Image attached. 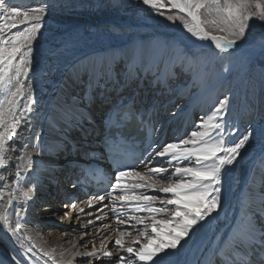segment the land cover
<instances>
[{
    "label": "snow or ice",
    "instance_id": "snow-or-ice-1",
    "mask_svg": "<svg viewBox=\"0 0 264 264\" xmlns=\"http://www.w3.org/2000/svg\"><path fill=\"white\" fill-rule=\"evenodd\" d=\"M143 4L149 5L161 15L170 9L185 14L169 15L167 18L181 20L184 28L193 37L210 41L216 49L224 53L233 49L237 42L245 37L250 21L264 22V0H143ZM44 14V6L25 7L12 4L9 0H0V93H6L4 99L0 100V169L7 170L14 159L22 161L21 164L15 165L16 187L7 193L0 191V224L13 234L23 225L17 219L15 227H11L10 211H14L17 217L25 211L23 207H16L19 198L15 193L20 188V168L23 166L25 173H28L33 167V159L31 154H26L27 158L24 160L8 153L27 147L22 142L18 146L17 140L21 135L18 129L23 119L19 109L20 98L24 96V83L20 78L27 76L31 70L28 65L31 62L32 45L41 30ZM27 100L23 109L31 113L30 94ZM228 103L227 97L219 100L210 114L201 118L196 125L198 130L191 131L186 139L163 145L162 150L155 152L157 157H170V163L188 162L194 158L195 166L175 167L168 182L160 178L168 172L165 168H146L145 172L126 168L115 172V182L110 184L111 192L107 195L111 197V212L115 214L118 226L115 245L119 251L126 253V256L116 255L117 264H157L162 256L168 255V250L178 249L194 228L219 207L222 171L226 170V166L237 162L241 149L252 135L251 132L243 134L235 142L225 139L226 125L221 120ZM30 128V123L25 121V131ZM237 131L236 128L230 129L232 133ZM7 178L0 176V181H6ZM128 178L132 179L128 181ZM3 187L8 188L9 185L5 183ZM148 189L164 194L165 198L159 195H145L144 191ZM31 191L32 188H29L21 193L25 204L32 200ZM116 192L122 194L114 195ZM168 194L170 198H167ZM104 200V195L92 196L87 205L92 207L94 203ZM72 207L75 208V204ZM79 211L83 212V209ZM141 212L149 214L150 219L135 214L129 215ZM124 216L127 219L121 218ZM88 223L93 222L89 220ZM120 226H125V230L121 231ZM128 229L135 230V236L126 244L125 237L133 235ZM104 247L102 242L101 249ZM241 248L247 250L246 264H251V253L264 251V232L257 235V230L251 228L246 234L233 237L232 252L225 253L221 264H229L231 255ZM101 249L76 251L70 253V258L67 259L63 253L57 259L52 251H44L43 255L49 258L51 264H74L78 257L88 258V264H93L92 258L99 259L97 254ZM26 251L31 252L32 249ZM102 255L112 258L114 254L103 251ZM45 264H48V261H45Z\"/></svg>",
    "mask_w": 264,
    "mask_h": 264
},
{
    "label": "rangeland",
    "instance_id": "rangeland-1",
    "mask_svg": "<svg viewBox=\"0 0 264 264\" xmlns=\"http://www.w3.org/2000/svg\"><path fill=\"white\" fill-rule=\"evenodd\" d=\"M9 2L12 4L18 5V6H25V7L27 5H31V6L36 5V6L45 7V14H44V18L42 21V27H41L40 32L37 35L36 40L33 41V45H32L33 51L30 57L31 62L29 64V65H34L33 62L35 63V60L38 58L39 66L36 65L37 67L35 68L36 70L32 72L33 74L30 73L26 77L24 76L22 78V82L24 83V89H25V87H27V85L33 81V77L35 76L41 79V82H42V79H43L42 74L45 71L43 68L46 62V57H44L45 59L42 60V57L44 54H46L47 56H51L52 58L54 57L57 58V56L60 55L59 53L64 50L66 44L70 43L71 40L74 39V37H77L79 31H81L82 33L80 36L78 35V38H85L89 35V32L92 31V27H89V26H87L84 29L83 24L73 25L69 27L68 21L65 20V18H68V16H76V13L81 12V11H84V12L96 11L97 7L96 5H92L91 7V5L84 4L85 0H77L74 2L65 1V0H9ZM109 3L110 1L108 0L103 1V5L105 7H108ZM58 7H66L67 9L65 12L67 13L56 14L57 13L56 9ZM118 9L119 10H117V12H114V14L120 15L122 19L121 21H114V22L109 21L106 23H102L101 26L99 25L98 27L101 28V31L103 33H108L109 31H120L121 29L124 32L128 31V34H129L128 38H126L122 42V46L117 45L119 47H105L102 49L101 48L100 49L89 48V50L83 53L82 56L76 59L71 65H69L68 68L64 70L63 73L60 74V76L58 77L59 79H57V81L53 85L54 91L50 94L49 98L46 101V104L44 107L45 109L43 108L42 109L43 111L42 110L39 111L40 113L38 112L36 115L37 120L34 122V124L35 123L39 124V126L37 125L38 130L36 131L37 126H35L34 124L31 126L34 129V132L36 131V134L37 135L39 134V136L41 137L40 139L44 143H45V140L48 138L49 139L51 138L50 139L51 143L49 142L48 144H46L44 148L41 149L40 151L34 150L33 147L31 148V145H32L31 137L33 136L32 134H30V136H28L26 142L24 143L27 145V147L21 150L20 152V155L25 156L26 158H27L26 154H31L32 159H33V165H34L32 169L35 168L36 162H38V165L41 167V163L39 162L41 159H42L41 160L42 162L45 161V164L42 165V167L47 166L46 162H49L47 160L48 156L46 157L45 155H49V152L50 151L52 152L53 151L52 149L55 148L53 146V142H54L53 140H56L55 136H57V138L60 137V134H58L56 131L57 129H54L55 127L54 128L52 127L56 124L55 121H57L58 118L60 117L61 118L67 117L66 114L69 111H71V109L72 110L75 109L73 107H76V108L79 107V109L87 108L86 106H88V102L86 100H83L85 98V95L83 96V99H81L82 98L81 94L86 92L88 86H92V85L90 84L88 85L87 81L84 83L86 79L85 75L87 76V79L88 78L97 79L99 76H102V78L99 79L100 81L107 78V76L109 77L110 75H112L115 81V80H121L122 77L124 78L127 74H135V71L139 72V65L138 63H136L137 61L135 62V64H132L131 66H127L126 64L123 63L124 62L123 53L126 51L125 48L128 47L127 43H129V40L134 39V38L136 40H143V39L149 40L153 37H155L156 39L160 37L159 35L160 33H162V31H165L168 29L173 30L174 24L182 23L181 20L179 19L169 20L167 18L169 15H173V16L185 15L183 13H179L178 10H175V9L166 10L164 11V14L161 15L160 13L151 9L149 5H144L143 0H130L124 5L119 6ZM56 25L57 26L61 25L63 29H61V27L60 28L58 27V28H55L56 32L51 31V29H54L53 27ZM22 28L23 26H21V29ZM143 30H149L153 32L156 31V33L154 32L152 35L144 36L145 34L141 32ZM44 34H47L46 39L42 37ZM148 34H151V33H148ZM186 34H189V33H186ZM255 35H258V36L255 38V40H252V38ZM186 36H183L182 38H179L176 35L169 36V37L174 38V40H180L179 42L182 43V45L184 44L182 47L183 54L186 56L187 55L186 53H189L190 57L193 56V58H190V60L192 59L193 60L191 61L190 66L184 68V70L186 71L185 74L183 73L178 74L180 78H177L176 76L173 77L174 79L172 81L173 84L171 83L170 86L167 88L166 96L162 97V100H165L166 98L169 97L167 101H170V103L173 105L174 113H172V115L169 116L168 119H162V118L160 119L159 134L161 136L166 131L167 132L169 131L167 143L177 142L179 139L188 138L191 131L198 130L196 128V125L199 123L201 118L206 117L208 114H210L213 107L218 105V101L223 100L225 97H227L230 94V92H232L235 95L230 103V107H229L230 110L228 109L229 112H232V113H230L231 114L230 117L227 116V113H224L221 122L225 121V125H226V128H225L226 138L225 139L228 140L229 142L236 141L242 135V126H241L243 122L242 120L246 121V120L253 119V121H255L264 116V105H261L262 107L260 106V108L257 111L254 108L253 109L254 111L252 110L248 114L247 119L243 118L240 114V112L244 111L243 109L245 108V104H246L245 102L246 101L252 102V99L256 96V92L253 90H250V86L252 85L251 81L255 80L257 76L259 77L260 75H264V22L250 21V27L246 30L245 37L241 39L245 41L244 43H240L241 47L238 49H229V51L226 53L223 52V53L216 54V55H214L215 53L210 52L211 43L209 41L197 40L196 37H193L192 35L187 36V37ZM179 47L181 49V46ZM184 49H186L187 52H185ZM106 52L107 53L111 52V54H108V55L109 56L112 55L111 60H114L115 64H112L107 71H104L103 69L102 70L100 69L102 67L99 61H100V56L107 54ZM180 53L181 52H177L178 55L177 54L174 55L175 57L173 58V61H175V59L177 60L179 59L181 55ZM208 55L211 58L212 57L217 58V60L216 59L214 60V63H211L212 71L217 68L218 63L226 59L228 56H232V59H234V62L231 64L232 66L230 65V69L228 70L229 74H226L222 78V80L218 82V84L214 83V85L211 88L209 87L210 90H208L209 88H207L208 91L206 90L207 93L205 91V96L201 98V100L197 99L198 101L196 100L195 105L190 107L189 96H195L196 94L200 93L198 90H200L201 81H203L201 78L203 77V74L199 70L196 71L197 69L196 64L201 63L202 59L206 60V57ZM178 62L179 60L177 61V63ZM155 64H153L154 67H155ZM206 64L209 65L210 62L209 64L208 62H206ZM88 66L92 68L93 70L87 69L89 68ZM175 66L176 67L173 69L174 71L177 69H182L178 66V64H176ZM85 67L86 69L84 73L86 74L83 73V69ZM168 67L169 69H171L170 66ZM52 71L56 72V67H54ZM73 75H76V76L72 78ZM151 75H149V77H151ZM262 82L264 83V81ZM262 82H260V84H263ZM79 87L81 88V90L78 92ZM221 87L223 89L226 88V91L221 90ZM179 94H181L182 96ZM3 95L4 93H0V100L4 99ZM227 98L229 99V96ZM20 99L21 101L24 100L23 96ZM180 109L182 111H185V110H190V111L180 115L179 113H176V110L178 112L179 111L181 112ZM48 110L50 111L53 110L52 112L53 114L56 115L57 120L50 119L49 113H47ZM238 115L240 117H238ZM262 127H264V125ZM262 127L260 128V130H262L261 132L259 130L258 133H254L253 135H251L249 141L245 145V147H248V150L245 152L244 155L241 154V156L237 158V162L235 163L236 167L234 168V165L226 166V170L228 169V167L237 169L236 170L237 172L235 173H237L239 177H236L235 180L240 186L242 184H243L242 186H244L241 192L238 193V199L234 203L232 202L233 207L236 208V210L234 208L232 210L233 211L239 210L241 212V208H243V211L248 213L249 216L251 217H253L256 210H258L261 207H264V186L261 184V182L260 184L258 183L259 179L262 176L261 162L262 164L264 162V128L262 129ZM231 128H236L238 129V131L232 133L230 132ZM244 134H246V131H244ZM62 136H66L65 138L71 137L69 136V134L68 136L67 135H62ZM227 136H230V138H227ZM49 145H52L51 146L52 148L46 149V147H48ZM256 147H257V151H256L255 156L253 154L254 157L252 156L253 158L249 160L248 164H246L245 162L246 158L253 153L254 151L253 149H255ZM159 150H162V146L160 147ZM258 156L262 158L261 161L259 160ZM165 159L166 158H162V157L156 158L155 163L157 161L159 162L156 164L152 163L151 164L152 166L150 165V168H155L157 166L163 165L162 161ZM185 166H195L194 158L191 160L190 165L188 163H184L183 161H180L179 163L175 162L170 172L171 173L174 172L175 167H185ZM47 167L49 170L54 168L53 164ZM32 169L28 173H25L24 181L22 182V185L20 186L21 188H19L20 193H22L23 191H27L29 188H32V190L34 189V187H32L29 184L30 183L29 176L31 175ZM145 171L146 170H144L143 172ZM248 172L250 175L245 176ZM171 173L170 175H167L164 178L165 182H168V179L171 178ZM228 176H230V171H222L221 184L219 186L220 192L221 190L226 191L228 187V183H229ZM175 178L179 179L180 177H175ZM183 179H188V177H183ZM247 185H249V189L252 191L251 194L249 193L250 191L249 192L246 191ZM230 189L232 190L231 187ZM144 194L149 195V196L159 195L161 196V198H165L164 194L157 193L155 190L149 191V192L145 190ZM21 198L22 196H20L18 200L21 201ZM167 198H170V194H168ZM247 200L253 201V202H251V205L248 203V205L244 207L242 202L246 203ZM19 201H17L18 204H19ZM51 202L53 204L52 205L50 204L47 207V209L50 210L49 212L50 214L49 213L46 214L44 212L40 214L38 213V211L37 212L35 211L36 212L35 214H31V216L28 217V221H26V224L28 227L30 225L29 228H31L30 230L33 231V233L37 234L36 240L47 244L46 245L47 251H52L57 259L61 257V253H63L65 257V252H69V255L65 257L67 259V258H70V253H73L76 251L84 252V251H93L94 249H101L102 242L105 245V247L101 249V252L97 254L99 259L92 258L93 264H117V260H116L117 254L126 256V253L119 251L117 246L115 245V237L117 234L116 229L118 226L116 222V217L113 215V213L108 214L104 218V220H102V219H97V217H100L99 213H101L99 207L86 208L85 206H83V203H81L75 208H73L72 205L68 203H65L63 205L62 202H58L57 200H55L54 202L53 201ZM157 206H159V202H157ZM168 207L171 208L174 206H168ZM84 208H86L87 211ZM79 209H83V212H80ZM217 212H219L218 208L212 214L217 213ZM65 213H67V215H65ZM42 214H46V215H42ZM132 214L140 215L144 217L145 219H150L149 214L147 213H143V212L129 213V215H132ZM15 217L19 219L22 224H24L25 222L24 216L21 215L20 217H17L15 215ZM121 218L127 219L126 216L121 217ZM157 218L159 219V218H166V217H157ZM250 219L252 218H249V220ZM89 220H91L93 223L89 224L88 223ZM263 221H264V213L262 216L260 215V216H257L256 218L254 217L253 219V222L256 223V224L253 223L254 228L257 230L258 235L261 232H264V222ZM232 222H234V218L232 219ZM239 223H242V222H239ZM246 225L248 226V228H251L249 224H246ZM198 226L202 230L204 226V221H201ZM21 229L24 230V226ZM109 229H110V232H109ZM120 230L121 231L125 230V226H120ZM128 230L132 231L133 235L132 237H125L126 244L128 243L129 239L134 238L135 236V230L133 229H128ZM113 231H115L116 233L112 235V233H114ZM188 238H191V237L189 236ZM29 239H30V242L33 243V245L36 246V243L38 244L36 240H33L30 237ZM185 241H186V238L181 243L183 244ZM189 242L190 240H187V243L183 245L187 246ZM186 246H178L179 248L176 250H168L167 258L166 256L165 257L162 256L161 257L162 259H160L159 261H163V264H168L172 262V256L175 258L178 257V259L182 258L185 255V253L182 255L181 250L184 251L186 249ZM103 251L112 252L114 255L112 258L104 257L102 255ZM38 252H40V250ZM40 253L43 255V252H40ZM4 261L8 262L7 258L0 254V264H4ZM74 264H88V258L78 257L74 260Z\"/></svg>",
    "mask_w": 264,
    "mask_h": 264
},
{
    "label": "bare ground",
    "instance_id": "bare-ground-1",
    "mask_svg": "<svg viewBox=\"0 0 264 264\" xmlns=\"http://www.w3.org/2000/svg\"><path fill=\"white\" fill-rule=\"evenodd\" d=\"M65 1L74 2L77 0H65ZM103 1L104 0H85L84 4L91 5V7H92V5H96L97 10L92 11V12L81 11V12H77L76 16H68V18H65V20L68 21L69 27L73 26V25H82V24L84 26V29L87 26L92 27V31L89 32V35L87 37L78 38V35L80 36L82 33L81 31H79L77 37H74V39L71 40L70 43L66 44L64 50L59 53L60 55H58L57 58H55V57L52 58L51 56H47L46 54L43 55L42 60L45 59L44 57H46V62H45V66L43 68L45 71L42 74V78H43L42 82H41V79H39L38 77L35 76V77H33V81L31 83H29L27 85V87H25V89H24V96H23L24 100L21 101V105H20V109H19L20 115L23 116V119L21 120V127L18 129V132L21 134L17 138L18 146H19L20 142H22L24 144L26 142L28 136H30V134H32V136H33V137H31V139H32L31 148L33 147L34 150L40 151L41 149L44 148V146L46 144H48L50 142L51 138L46 139L45 143L40 139L41 137L39 136V134L38 135L36 134V131L38 130L39 124H36V123L34 124V122L37 120L36 119L37 113L45 107L47 99L49 98L50 94L54 91L53 85L55 84L57 79H59L58 77L60 76V74L63 73L64 70L69 67V65H71L76 59H78L80 56H82L83 53H85L87 50H89V48H93V49H100L101 48L102 49L105 47H119L117 45L122 46V42L126 38H128V35H129L128 31L124 32L121 28H120L121 29L120 31H109L108 33H103L101 31V28H99L98 26L99 25L101 26L102 23H106L109 21H111V22L121 21L122 20L121 16L115 15L114 12H117V10H119L118 9L119 6L124 5L125 3H127L130 0H108V1H110L108 7H105L103 5ZM64 4H63V6H64ZM33 6H36V5H33ZM26 7H31V5H27ZM66 9H67L66 7H58L56 9V11H57L56 14L67 13V12H65ZM58 27L59 28L61 27V29H63V27L61 25H58V26L56 25L53 27L54 29H51V31L56 32L55 28H58ZM170 30L171 29L165 30L166 32L162 31V33H160V35H159L160 37H158L156 39H155V37H153L149 40H144V39L143 40H136L135 38L129 40V43H127L128 47L125 46L126 51L125 52L123 51L124 53L122 52L124 54V56H123L124 62L123 63L126 64L127 66H131L132 64H135V62L137 61L136 63H138V65H139V72L135 71V74H127L124 78L122 77L121 80H115V81H114L112 75H110L109 77L107 76V78H105L101 81L99 79L102 78V76H99L97 79H89V78H88L89 80L85 79L88 82L87 83L88 85L89 84L92 85V86H88L86 92L81 94L82 95L81 99H83V96L85 95V98L83 100H86L88 102V106H86L87 107L86 109H79V107H77V108L73 107L75 109L74 110L71 109V111H69L66 114L67 117H64V118L60 117V118H58V120H57L56 115L53 114V112H52L53 110L47 111V113H49L51 120L52 119L57 120V121H55V123L56 122L57 123L52 127L53 128L55 127L54 129H57L56 130L57 133L60 134V137L57 138V136H55L56 140H53L54 142L52 141L53 146L55 147L54 149H52L53 151L52 152L50 151L51 153L49 152V155H45L46 157L48 156L47 160L49 161V162H46L47 166H51L52 164L57 163V159L59 160L58 153H59L61 147H63L64 143L66 142V138H65L66 136H62V135L66 134L67 129L71 130V132L69 134L72 133L74 135L73 131L75 132V130L78 127H80L81 122H83L85 120L84 115H88L89 119L95 118V121L101 122V120L104 118V115H105L107 108L108 109L111 108L109 110H113L114 108L120 107L124 102H128V100H131V99L137 100L142 105V108L139 109V111L141 110L140 112H144V113H148V114H150L152 111L154 112L155 115H153V122H152L154 124L156 123V119H158V118L168 119L169 116H171L172 113H174L173 105L170 103V101H167V99L169 97L166 98L165 100L158 99L156 97V95L153 96V94H155V93H152V92H159L160 91V89L156 90V88H158V86H159L158 83L161 82L162 85H167L165 88V89H167L171 83L173 84L172 81L174 80L173 79L174 76H176L177 78H180V76L178 74H182V73L185 74L186 71L184 70V68L191 65V61L193 59L190 60V58H193V56L190 57L189 53H186L187 55L185 56L183 54V48H182L184 44L182 45V43L179 42L180 40H174V38L169 37L170 35L171 36L176 35L179 38H182L183 36H186V35L190 36L191 35L190 33H189L190 35L186 34L188 32L184 28L183 24L182 23H176V24H174V29L171 31ZM141 32L143 34H145L144 36L152 35L154 32L156 33V31L153 32V31H149V30H143ZM184 32H186V33H184ZM148 33H151V34H148ZM42 37L44 39H46L47 34H44ZM197 40H199V39H197ZM244 42H245L244 40L238 41L237 45L233 49L240 48L241 47L240 43H244ZM210 45H211L210 52L215 53L214 55L223 53V52H220L218 49H216L214 44L211 43ZM179 46H181V49ZM184 51L187 52L186 49H184ZM177 52H181L180 53L181 55L178 59L179 60L178 63H177V61H178L177 59H175V61H173V58L175 57L174 55L177 54ZM108 54H111V52L110 53L108 52L107 54L100 56L99 62H100V65L104 71H107L112 64H115L114 60H111L112 55L109 56ZM114 59H115V57H114ZM183 59H184V61H183ZM215 59L217 60V58H215V57L211 58L208 55L206 57V60L202 59L201 63L196 64V68H197L196 71L197 70L201 71V73L203 74V77H201L203 81H201V88H200V90H198L200 93L196 94L195 96H189L190 107L195 105V102L197 99L201 100V98H203L205 96V91L207 90V88H209V87L211 88L214 85V83L218 84V82L220 80H222V78L226 74H229L228 70L230 69V65L234 62V59H232V56H228L226 59L222 60L220 63H218L217 68L212 71L211 70V66H212L211 63H214ZM157 60H158V62H157ZM206 62H208V64L210 62V64L207 65ZM33 64L34 65L28 66L31 70L28 72L27 75H29L34 70H36L35 68L37 66H39L38 58L35 60V63L33 62ZM153 64H155V67L153 66ZM176 64H178V66L182 69H177L174 71L173 69L176 67L175 66ZM168 66H170L172 70L169 69ZM172 66H174V67H172ZM178 66H177V68H178ZM54 67H56V72L52 71V69ZM86 67H87V65H86ZM86 67L83 69V72H85ZM87 69L90 70L92 68L89 67ZM75 71H76V69H75ZM171 72L174 74H172ZM100 74H102V73H100ZM149 75H151V77H149ZM75 76L76 75H73L72 78H74ZM23 77L24 76H21V78H20L21 81H22ZM261 80L264 81V75H260L259 77L257 76L255 80L251 81L252 85L250 86V90L255 91L256 96L252 99V102H250V101L248 102L245 100L246 104H245V108L243 109L244 111L241 110L242 112H240L241 116L245 119H247L248 114L254 108L257 111L261 105H264V91H263L264 90V83ZM260 82H262L263 84H260ZM142 84L145 85L146 87H145V89L143 88V90L141 88L139 90V85H142ZM210 88L208 90H210ZM80 90H81V88L79 87L78 92ZM122 90H124V92H125L124 94H123ZM221 90L226 91V88L223 89L221 87ZM121 91H122L123 95L121 94L120 96L116 97L115 100H112L114 95L121 93ZM207 91H206V93H207ZM253 91H252V93H253ZM29 94L32 97V105H31L32 106V112L31 113H28V112L24 111V109H23L24 103L28 102L27 97ZM5 95H6V93H4L3 97H5ZM179 95H181V94H179ZM234 95L235 94L232 92H230V94L228 95L229 96V99H228L229 103L227 105L225 113H227V116H229V117L231 115L230 113H232V112H229V110H230L229 107H230V103H231ZM248 97H250V96H248ZM181 109H183V108H181ZM115 110H117V109H115ZM189 111L190 110H185V111L181 110V112L180 111L178 112L176 110V113H179L180 115H182V114L187 113ZM156 115H159V117H156ZM239 115H238V117H240ZM256 117H257V115H256ZM70 118H71V120H70ZM25 121L30 123L31 126L33 124L35 126L38 125L36 131L34 132V129L32 127L30 129H28L27 131H25ZM242 121H243L241 124L242 135L244 134V131H246V133L251 132L253 135L254 133H258L260 128L264 125V116L258 120H255V121H253V119L246 120V121L242 120ZM222 122L225 123V121H222ZM91 126H92V123H90V127ZM263 128L264 127H262V129ZM155 129H156V125H155ZM52 131H54V130H52ZM88 131L89 130H85L84 132H88ZM261 131L262 130H260V132ZM77 133H79V132H77ZM156 133L157 132H155V134H154L155 135V142L157 141V143H158V134H156ZM54 134H55V132H54ZM85 135H87V133H85ZM92 135H93V133H92ZM94 136L95 135H93V137ZM59 138H61V139H59ZM225 138H226V135H225ZM227 138H230V136H227ZM251 140H252V138H251ZM236 141H238V139ZM259 141H260V139H259ZM85 142H89V138L84 136L83 141H81L79 143V148L84 147ZM232 142H235V141H232ZM73 143H74V141H73ZM51 146L52 145H49L48 147H46V149L47 148L51 149L52 148ZM91 149H93V148H91ZM82 150H83V148H82ZM247 150H248V147H244L243 149H241V154L244 155ZM253 150H254L253 153L246 158V160H245L246 164H248L249 160L255 156L256 151H257V147ZM20 152L21 151L9 152L8 155H11L13 157H22L24 160H26V157L20 155ZM77 153H78V155H81L83 152L80 150L79 152L77 151ZM253 154H254V156H253ZM156 158H158V157H156ZM258 158L260 161L262 160L261 157L258 156ZM166 159L162 161L163 165L155 167V168H165L168 170V172L163 177H160L162 179H164L167 175H170V173H171L170 170L172 169V167L175 163V162H171V163L169 162L171 159L170 157H167ZM41 160L39 161L41 163V167L38 165V162H36L37 164L35 163V168H33L31 171V173L33 172L32 177H34V180H33V182L31 180V184L30 183L29 184L31 186H33V184H35V182L38 181V185H37L38 188L42 184L41 189H44V187H47L46 184H49V181L46 178H48L49 175H52L51 173H53L55 170H52V169L49 170L47 166L42 167V165L45 164V161L42 162ZM43 160H44V158H43ZM76 160L79 162H82L83 158H81V159L77 158ZM77 161H74L75 164L77 163ZM158 162L159 161H157V163ZM183 162L188 163L189 165L191 163V161H188V162L183 161ZM21 163H22L21 160L14 159L13 161L10 162L7 170L0 169V176H7L8 177L6 181H0V191L7 193L12 188L16 187V185L14 183V181L16 180V177L14 175V172L16 170L15 165L21 164ZM151 164L152 163L146 165L145 167H141V168L137 169V171L142 172V171L146 170V168H150ZM76 165L78 166V164H76ZM261 165L263 167L264 162H263V164L261 162ZM235 167L236 166L234 164V168ZM236 170L237 169H233L231 167H228V169L224 170V171H230V176H228V177H233L234 179H236V177H239V175H237V173H235V172H237ZM20 173H21V179H20V186H21L22 182L24 181V175H25V171H24L23 166H21V168H20ZM249 175L250 174L248 172L245 176H249ZM29 177H30V179L32 178L31 175ZM53 177H54V175H52L51 178H53ZM25 179H27V178H25ZM30 179H29V181H30ZM128 179L131 180L132 178H128ZM260 182L261 181L259 179L258 183L260 184ZM263 182H264V179H263ZM5 183H7L9 185L8 188L3 187V185ZM229 183H228V187H227L226 191L221 190V192L219 194L222 201L220 199L221 204L219 205L218 210L222 211V215L221 216H215L214 214H212L209 218L206 219V221H204V226H203L202 230L199 226H198V228L196 226L194 228V230L191 232V234L189 235L191 238L186 237V241L183 243V244H186L187 240H190L189 244L186 246V245H183L181 243V245H180V246H186V249L184 251L181 250L182 251L181 254L183 255L184 253H186V255H184L182 258H179V259H178V257L175 258L172 256V262L168 263V264H185V262L190 258V255L192 254V248L196 244L200 243L201 240H204V241L201 243L202 247H200V250H201V253L203 252V254L204 253L205 254L200 256L199 262L204 264L205 261H203V260H206V264H211V263L217 264L216 262L218 260H220V257H218L216 255L214 256V258L211 257L214 249L216 247H221V249L224 252V255H225V253H231L232 252L233 237L244 235L252 228V227L248 228L247 225L246 226H239V223H238L239 219H243V218L247 217V214L244 213L243 208H241V211L243 213L232 210L233 209L232 202H235L238 199V193L241 192V190L244 188V186H242L243 184L240 186L237 182H235V191L234 190L230 191ZM57 186L60 187L59 185H57ZM44 191H46V190H44ZM147 191L149 192V191H154V190L148 189ZM246 191H248V192L250 191L249 192L250 194L252 193V191L249 188H247ZM33 192L34 191L32 190L30 193L31 196H33ZM15 195L18 198L21 196L19 189H17ZM38 195H40L39 200L40 201L43 200V198H42L43 196H41L42 194L40 193ZM46 197L50 201H53V202L55 201L47 193H46ZM226 198L230 199V202H228V201L225 202ZM4 199L5 200L7 199V195L4 196ZM17 201H19V200H17ZM17 201H16V207L17 208H20V207L25 208L26 204L24 203V201H22V198H21V201H19V204ZM251 202H253V201L247 200L246 203L244 202L245 203L244 205H248V203L251 205ZM0 203H2V201H0ZM81 203H83V202H81ZM81 203H79V204H81ZM78 205H75V207ZM83 206L89 207L87 205V203L86 204L83 203ZM97 206L99 207V209L101 211V213H99V215H100V217H103L102 220H104V218L108 214H112L111 208L106 212V210L104 211V208L102 206H99V205H97ZM47 207L48 206H46L44 208L40 207L38 210H40L41 213L44 212V213L48 214L50 211L47 212V210H48ZM45 209H47V210H45ZM84 209H86V208H84ZM51 211H53V210H51ZM86 211H87V209H86ZM36 212L33 208H28V209L25 208V211L22 214V216H24V221H25L24 224H22L24 226V230L20 229L15 234L9 232L8 229L3 224H0V245H2V249L0 250V254L3 256H6V258L9 261H11L13 264H26L20 258L19 247L17 245H19L20 247H21V245H23V248H25L26 250L31 248L32 249L31 253H33V254H38V253L40 254V252L47 251V246H46L47 244H45L44 242L37 241L36 240L37 234L33 233V231L30 230L31 228H29L30 225L28 227L26 224V221H28V217H30L31 214H35ZM46 214H42V215H46ZM233 218H234V222L232 223ZM9 220H10L11 227L14 228L15 222L17 220V218L15 217L14 211H10ZM206 225H210V228L208 230H205ZM109 232H110V229H109ZM113 232L114 233H112V235L116 233L115 231H113ZM29 237L32 238L33 240H36L38 242V244L36 243V246L33 245V243L30 242ZM39 250H40V252H38ZM68 255H69V252H65V257H67ZM42 256L45 259H47L44 261H48V263L50 262V264H51V261L47 257H45L44 255H42ZM223 257H221V260ZM166 258H167V256H166ZM7 263L8 262L4 261V264H7ZM157 264H163V261H157Z\"/></svg>",
    "mask_w": 264,
    "mask_h": 264
},
{
    "label": "water",
    "instance_id": "water-1",
    "mask_svg": "<svg viewBox=\"0 0 264 264\" xmlns=\"http://www.w3.org/2000/svg\"><path fill=\"white\" fill-rule=\"evenodd\" d=\"M258 35H255L253 38H252V40H255V38L257 37Z\"/></svg>",
    "mask_w": 264,
    "mask_h": 264
}]
</instances>
